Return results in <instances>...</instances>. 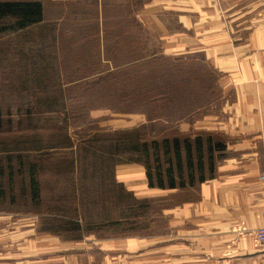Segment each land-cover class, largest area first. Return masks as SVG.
Instances as JSON below:
<instances>
[{
	"label": "rangeland",
	"instance_id": "374dc122",
	"mask_svg": "<svg viewBox=\"0 0 264 264\" xmlns=\"http://www.w3.org/2000/svg\"><path fill=\"white\" fill-rule=\"evenodd\" d=\"M85 6L67 7L85 20L57 19L64 9L48 4L55 20L16 29V19L7 16L0 24V264H264L261 253L209 258L186 237L192 224L171 226L165 207L196 199L191 189L197 184L148 202L138 198L130 214L133 203L122 198L115 171L131 157L145 158L132 151L127 136H202L207 160L208 141L216 145L227 137L195 126L222 105L220 75L203 53L169 57L156 45L134 59L130 51L102 50L77 30L90 23L85 17L92 10ZM159 16L158 32L174 25L173 15ZM55 27L77 34L54 37ZM106 59L122 66L112 68ZM214 154L215 160L226 155ZM159 155L163 162L169 157ZM30 163L37 164L36 197ZM125 216L116 225L104 220ZM75 220L84 233L72 230ZM79 234L81 240L70 238ZM131 237L141 247L134 255L89 259L84 253L96 252L103 240Z\"/></svg>",
	"mask_w": 264,
	"mask_h": 264
},
{
	"label": "crops",
	"instance_id": "0c3cea01",
	"mask_svg": "<svg viewBox=\"0 0 264 264\" xmlns=\"http://www.w3.org/2000/svg\"><path fill=\"white\" fill-rule=\"evenodd\" d=\"M9 1L40 2L43 20L38 24L56 19L48 17V4L61 5L64 10L57 19L72 22L85 19L74 16L68 5H86L92 10L85 17L90 23L77 30L102 50L130 51L134 59L156 45L169 57L203 53L220 75L222 105L218 112L198 119L195 128L226 136L227 141H220L224 148L219 150L226 155L216 160L212 176L191 189L196 191V199L166 206L163 212L171 226L179 224L183 229L192 224L194 230H187L186 237L195 239L198 249L202 245L209 258L264 256L251 235L262 224L264 206V0ZM161 14L173 15L174 25L165 24L164 31L158 32ZM52 33L54 37L77 34L59 27ZM53 41L57 50V39ZM105 62L112 68L122 66L110 59ZM115 178L140 199L178 192V188L151 187L147 169L140 162L119 164ZM100 246L96 252L86 250V257L101 254L108 259L141 251L139 241L132 237L106 239Z\"/></svg>",
	"mask_w": 264,
	"mask_h": 264
},
{
	"label": "trees",
	"instance_id": "16d2710c",
	"mask_svg": "<svg viewBox=\"0 0 264 264\" xmlns=\"http://www.w3.org/2000/svg\"><path fill=\"white\" fill-rule=\"evenodd\" d=\"M7 16H12L16 19L17 23L14 25L16 29L31 27L32 25L42 22L43 5L36 1H0V24H2L1 22ZM131 130L137 131V128H132ZM127 140L126 143L131 147L132 151L141 153L145 159L137 155L136 157L127 159L126 162H140L144 164L147 169V176L151 187L156 186L171 189L184 188L188 185L194 186L208 179V175L212 176L215 172L216 165L214 152L215 150H223L224 148L223 142H217L216 145H213L212 141L209 140L207 145L208 158L206 160L204 156L206 148L202 136L196 137L195 141H191L188 138L183 141L180 136L177 135L172 138L164 137L162 141L158 139L149 141L148 139L140 138L139 135L132 134L127 136ZM150 149L154 150L155 165L149 163L153 152H150ZM160 151L163 155L169 156L164 162L160 158ZM36 170L37 164L30 163V184L34 197L38 196L39 193ZM122 189L124 192L122 198L128 197L133 203H131L132 205L130 204L131 206L129 209L130 214H132L134 211L133 205L139 203L140 199L134 196L133 192L131 193L127 190L124 185ZM141 201L148 202V199L144 198ZM109 217H111V215ZM129 217L130 216H125L123 218H108L104 220L109 224L116 225L122 223L124 219L126 220V218ZM70 223L72 224V230L84 233L82 230L83 225L80 221L75 220ZM46 230H48V232L51 231L49 229ZM82 237L83 235L79 234L77 236H71L70 238L72 240H81Z\"/></svg>",
	"mask_w": 264,
	"mask_h": 264
},
{
	"label": "built area",
	"instance_id": "2783aa9c",
	"mask_svg": "<svg viewBox=\"0 0 264 264\" xmlns=\"http://www.w3.org/2000/svg\"><path fill=\"white\" fill-rule=\"evenodd\" d=\"M261 182L264 193V174L261 175ZM262 210V224L257 230L251 233L254 239L255 246L260 250H264V206Z\"/></svg>",
	"mask_w": 264,
	"mask_h": 264
}]
</instances>
